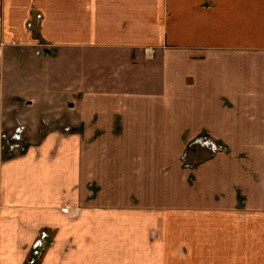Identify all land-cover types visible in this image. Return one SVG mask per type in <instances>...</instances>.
I'll list each match as a JSON object with an SVG mask.
<instances>
[{
    "label": "crops",
    "instance_id": "0c3cea01",
    "mask_svg": "<svg viewBox=\"0 0 264 264\" xmlns=\"http://www.w3.org/2000/svg\"><path fill=\"white\" fill-rule=\"evenodd\" d=\"M13 109L0 264H264V0H0Z\"/></svg>",
    "mask_w": 264,
    "mask_h": 264
},
{
    "label": "rangeland",
    "instance_id": "374dc122",
    "mask_svg": "<svg viewBox=\"0 0 264 264\" xmlns=\"http://www.w3.org/2000/svg\"><path fill=\"white\" fill-rule=\"evenodd\" d=\"M37 18H40L39 16H37ZM17 109H13L12 110V113L11 114H9L8 116L5 114L4 115V119H5V122H7L8 124H10V122H8V121H6V119H11V124H10V126H6V127H4V124H3V122L1 121V118H0V160H1V157L3 158V157H6L5 156V153H6V151H7V148L10 146V145H14V139L12 138V136H11V134H12V130H14V128H15V126H19L20 124L21 125H23L24 126V130H23V135H22V137L24 138V141H23V144L24 145H22L23 147H24V151H20V148L18 149L19 151V153H21V154H24L26 151H27V149H28V142L26 141V138H25V136L27 135V129L25 128L26 126L24 125L25 123L24 122H22V120H21V117H20V115H21V113H19V111L17 112L16 111ZM3 120V119H2ZM65 119H59V120H55V121H57V123H59L60 125L58 126V127H56V128H51V129H49V127H48V125H44V123L41 121L40 122V124L41 125H37L36 126V130H37V134L38 135H40V136H43L45 133H47V132H55V131H57V132H61V133H65V134H69L70 132H72V128H71V126H68L67 125V123L64 121ZM57 123L55 124V126H57ZM49 124H51V125H53L54 124V121H50L49 122ZM67 125V126H66ZM57 129V130H56ZM226 149H227V147H226ZM226 149L223 151V152H225L226 151ZM207 151V150H206ZM17 152V151H16ZM209 152V151H208ZM221 152V151H220ZM18 153V154H19ZM210 153V152H209ZM217 153H219V152H217ZM217 153H215V154H217ZM211 154V153H210ZM183 162V164L184 165H186V166H188V165H190L189 163V161L188 160H186L185 162L184 161H182ZM188 164V165H187ZM62 211H68V208H66V207H64V208H62ZM75 216H77V213L75 212ZM41 230H45V229H40V230H38V232L39 231H41ZM47 231V230H46ZM37 232V233H38ZM37 233H36V236H35V238L33 239V241L31 242V244H30V247H29V249H28V254H27V258H26V260H25V262H24V264H27V262H28V260H29V258H30V256H31V252H32V250H33V244H34V242H35V240L37 239ZM50 237H51V235H50ZM52 239V238H51ZM255 243V245H256V248H254V249H257V243L258 242H254ZM52 244H53V240H52ZM51 244V245H52ZM50 245V246H51ZM49 246V247H50ZM48 248V247H47ZM46 250V249H45ZM263 258H264V256H263ZM261 256H258V257H256L255 258V262H254V259H253V262H254V264H259L260 262H261ZM42 260V259H41ZM222 262H223V259H220V264H222ZM252 262V263H253Z\"/></svg>",
    "mask_w": 264,
    "mask_h": 264
},
{
    "label": "built area",
    "instance_id": "2783aa9c",
    "mask_svg": "<svg viewBox=\"0 0 264 264\" xmlns=\"http://www.w3.org/2000/svg\"><path fill=\"white\" fill-rule=\"evenodd\" d=\"M23 130L24 126L19 125L15 126L14 130H12V138L14 139V145H10L7 148V151L5 153V156L12 157L14 155H18V153L21 151H24V147L22 145L24 138L22 137L23 135ZM193 146H197L200 148H203L207 151H209L211 154H215L217 152H223L226 149V146L223 144H218L214 141H211L209 138L206 136L203 137H196L192 139L188 145L187 149ZM20 148V151L18 150ZM17 151V152H16ZM19 151V152H18ZM21 154V153H19ZM185 155L186 153L183 154L182 159L185 161ZM186 166V165H185ZM37 239L35 240L33 244V250L31 252V256L27 262V264H40L43 253L45 252V249L49 247L52 244V239L50 237V234L46 230H41L37 233Z\"/></svg>",
    "mask_w": 264,
    "mask_h": 264
},
{
    "label": "bare ground",
    "instance_id": "6f19581e",
    "mask_svg": "<svg viewBox=\"0 0 264 264\" xmlns=\"http://www.w3.org/2000/svg\"><path fill=\"white\" fill-rule=\"evenodd\" d=\"M106 228V227H105ZM156 252V251H155ZM131 254V253H130ZM154 254V253H153Z\"/></svg>",
    "mask_w": 264,
    "mask_h": 264
}]
</instances>
